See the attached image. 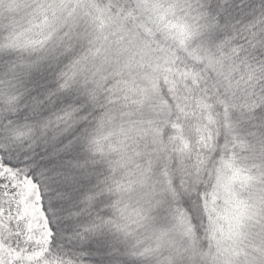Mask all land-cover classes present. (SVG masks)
<instances>
[{
  "label": "snow or ice",
  "instance_id": "6c2138e0",
  "mask_svg": "<svg viewBox=\"0 0 264 264\" xmlns=\"http://www.w3.org/2000/svg\"><path fill=\"white\" fill-rule=\"evenodd\" d=\"M0 264H264V0H0Z\"/></svg>",
  "mask_w": 264,
  "mask_h": 264
}]
</instances>
